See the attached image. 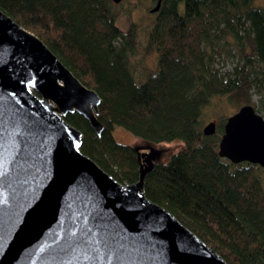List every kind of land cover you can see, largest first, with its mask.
Listing matches in <instances>:
<instances>
[{
    "label": "trees",
    "instance_id": "trees-1",
    "mask_svg": "<svg viewBox=\"0 0 264 264\" xmlns=\"http://www.w3.org/2000/svg\"><path fill=\"white\" fill-rule=\"evenodd\" d=\"M158 1L128 3L157 6ZM114 5L111 0H0L2 12L37 36L101 98V134L77 113L65 117L82 134L80 151L129 185L139 180L138 152L115 140L116 127L153 144L179 142L171 157L147 174L146 197L228 264H264V170L220 158L226 120L213 136L202 128L215 99L227 101L235 112L251 105L264 117V7L255 0H161L142 45L136 25L119 24ZM136 53L158 57L156 69L139 79L130 67ZM230 59L234 66L225 70L220 61Z\"/></svg>",
    "mask_w": 264,
    "mask_h": 264
},
{
    "label": "water",
    "instance_id": "water-1",
    "mask_svg": "<svg viewBox=\"0 0 264 264\" xmlns=\"http://www.w3.org/2000/svg\"><path fill=\"white\" fill-rule=\"evenodd\" d=\"M100 104L0 10V264H228L146 197V176L165 151L135 147L140 175L129 185L80 151L82 134L65 117L77 113L101 134ZM217 126L209 122L203 134L215 135ZM218 155L264 170V117L254 107L226 119Z\"/></svg>",
    "mask_w": 264,
    "mask_h": 264
},
{
    "label": "rangeland",
    "instance_id": "rangeland-1",
    "mask_svg": "<svg viewBox=\"0 0 264 264\" xmlns=\"http://www.w3.org/2000/svg\"><path fill=\"white\" fill-rule=\"evenodd\" d=\"M255 5L264 7V0H255ZM155 6L156 4H153L151 2H141L140 5L134 6L129 4L128 0H124L121 4L114 5L115 11L119 15V24L123 27H125V25H128V22L136 25L142 45L145 44L146 30L152 25L154 21L155 14H152L150 10ZM232 49L233 47L231 49L230 47L229 49L227 47L226 50L231 51ZM232 54H234V52H232ZM157 60L158 57L156 54L145 56L143 53H136L130 58V67L133 70L134 76L139 79L145 73V71H154L156 69ZM232 62H234L232 61V59L228 60L226 63L220 61V63H222L221 65H225V70H229L234 66L233 64L235 62ZM257 101L258 98L254 95L253 102L257 103ZM235 111L236 110L233 108V106L227 101L215 99L212 104L205 110V115L202 118V128L211 121H214L218 124L221 119L226 120L229 116L233 115ZM114 138L120 144L131 145L135 147L152 146L156 149L165 151L161 158V161H167L180 145L179 142L161 144L145 142L132 136L129 132L121 127H116L114 129Z\"/></svg>",
    "mask_w": 264,
    "mask_h": 264
}]
</instances>
